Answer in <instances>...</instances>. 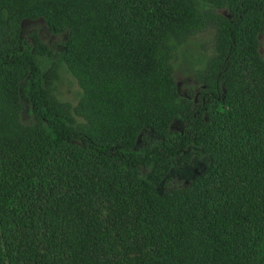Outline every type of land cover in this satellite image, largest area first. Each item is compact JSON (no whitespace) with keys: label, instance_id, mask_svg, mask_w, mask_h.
Segmentation results:
<instances>
[{"label":"trees","instance_id":"16d2710c","mask_svg":"<svg viewBox=\"0 0 264 264\" xmlns=\"http://www.w3.org/2000/svg\"><path fill=\"white\" fill-rule=\"evenodd\" d=\"M0 264H264V0H0Z\"/></svg>","mask_w":264,"mask_h":264},{"label":"rangeland","instance_id":"374dc122","mask_svg":"<svg viewBox=\"0 0 264 264\" xmlns=\"http://www.w3.org/2000/svg\"><path fill=\"white\" fill-rule=\"evenodd\" d=\"M35 32H37L39 39L49 47H54L63 39L59 35L52 34L46 22L42 19L23 22L22 36L25 40L32 43V35ZM214 36L215 30L209 29L196 37H191L183 46L179 47L173 65L175 79L183 93L188 92L191 88L194 92H198L200 85L197 82V76L205 68L213 53ZM55 51V56L58 57L59 52ZM49 78L52 90L61 101L71 103L74 106L78 103L81 89L63 66L51 65L49 67ZM182 185H184V182L181 179H176L171 188H178Z\"/></svg>","mask_w":264,"mask_h":264}]
</instances>
